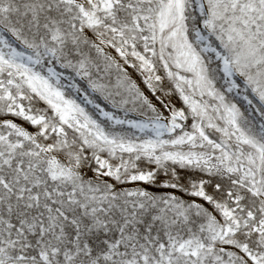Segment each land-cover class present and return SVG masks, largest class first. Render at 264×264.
<instances>
[{
	"label": "snow or ice",
	"instance_id": "1",
	"mask_svg": "<svg viewBox=\"0 0 264 264\" xmlns=\"http://www.w3.org/2000/svg\"><path fill=\"white\" fill-rule=\"evenodd\" d=\"M0 264H264V0H0Z\"/></svg>",
	"mask_w": 264,
	"mask_h": 264
}]
</instances>
